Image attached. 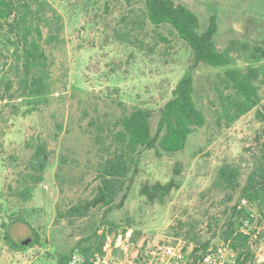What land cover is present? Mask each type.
Here are the masks:
<instances>
[{
    "label": "rangeland",
    "instance_id": "rangeland-1",
    "mask_svg": "<svg viewBox=\"0 0 264 264\" xmlns=\"http://www.w3.org/2000/svg\"><path fill=\"white\" fill-rule=\"evenodd\" d=\"M49 1L65 22L64 41L51 48L55 91L47 104L30 114L24 112L26 107L17 110L8 106L0 117L3 264H54L60 253L72 249L79 230L65 221L55 222L57 206L65 208L93 195L98 184L93 182L95 166L101 155L93 139L98 125H107L134 106L159 109L194 64L192 48L169 24L156 27L148 20L144 0ZM173 1L198 15L201 30L211 16H216L218 47L224 49L232 40L237 45L231 66L247 67L250 49L244 51L240 44H248L251 50L254 46L264 48V0ZM254 63L264 66V57ZM193 70L196 98L206 113L207 124L191 135L186 149L178 154L157 157L153 151H144L127 202L113 215L119 223L114 233L126 229L132 235L126 252L116 250L117 261L123 264L165 259L169 249L176 246L187 255L192 245L176 236L180 222L187 220H199L197 231L204 240H210V249L220 248L222 242L209 227L208 216H222V197L203 193L211 185L216 168L225 161L240 165L243 179L249 171L256 136L264 125L258 108L228 125L225 118H218L219 74L224 68L198 64ZM261 95L264 102V87ZM39 140L47 142L51 159L32 199L23 202L12 196L11 187L31 170V146ZM61 155L68 156L65 163ZM177 161L183 167L181 187L172 191L165 203H149L139 193L142 183L168 181ZM94 213L98 221L102 211ZM19 216L29 224H9ZM6 229L10 240L5 237ZM243 229L252 234L255 264H264V223L255 216V221H246ZM36 234L39 240L35 242ZM26 240L34 243L25 248L13 246V242Z\"/></svg>",
    "mask_w": 264,
    "mask_h": 264
},
{
    "label": "trees",
    "instance_id": "trees-1",
    "mask_svg": "<svg viewBox=\"0 0 264 264\" xmlns=\"http://www.w3.org/2000/svg\"><path fill=\"white\" fill-rule=\"evenodd\" d=\"M144 2L146 16L154 26L169 24L189 44L194 64L178 81L172 97L159 109L134 106L108 122V126L98 125L93 135L101 154L93 179L98 184L90 198L65 208L58 204L55 222L65 221L77 228L80 236L69 252L58 255L54 264H68L76 252L83 257L81 264H94L95 253L103 251L107 240L119 227L113 215L127 202L139 174L144 151H153L157 157L178 154L186 149L191 135L207 124L206 113L196 98L193 70L196 65L224 68L219 74L222 84L218 88L221 98L219 119L225 118L230 125L258 108L257 115L264 122L261 95L264 66L254 63L264 57V48L254 46L251 50L248 44H240L242 50L250 49L247 67H233V51L237 45L232 40L224 49L218 47L216 16H211L207 27L201 30L198 15L181 3L173 0ZM64 30V18L49 0H0V117L8 106L17 110L26 107L24 112L30 114L49 102L55 91V56L51 48L64 41ZM31 147V170L22 174L18 184L11 187L12 196L23 202L32 199L34 188L42 181L51 159L47 142L39 140ZM255 148L245 179L240 165L225 161L216 168L211 185L203 193L222 197V216L209 215L208 225L214 229V236L235 252L234 261L228 264L256 263L252 234L243 226L246 221L253 223L255 216L264 223V125L256 136ZM60 160L65 163L68 156L61 155ZM71 161L74 163L75 159ZM182 171L183 167L177 161L168 181H145L139 189L140 195L149 203H165L172 191L181 187ZM242 199H246L248 205H243ZM95 210L102 211L98 221ZM14 221L29 224L20 216L9 224ZM198 223L199 220L181 221L180 230L176 233L192 245V250L185 255V264H198L211 248L210 240H204L197 231ZM1 226L7 227L5 222ZM7 235L6 229L5 237L10 240ZM36 240H39L38 234ZM34 241L13 242V246L25 248Z\"/></svg>",
    "mask_w": 264,
    "mask_h": 264
},
{
    "label": "built area",
    "instance_id": "built-area-1",
    "mask_svg": "<svg viewBox=\"0 0 264 264\" xmlns=\"http://www.w3.org/2000/svg\"><path fill=\"white\" fill-rule=\"evenodd\" d=\"M243 205L248 204L246 199H242ZM131 232L114 233L104 245L103 251L95 253L93 257L94 264H123V261H117L116 250H128V243L131 239ZM165 259L157 258L155 261H147L145 263H132V264H185V253L182 248L176 246L171 247L167 252ZM235 252L232 251L228 245L221 243L220 248L217 250L210 249L209 252L203 257L198 264H226L233 262ZM83 257L79 252L72 255L68 264H81ZM0 264H3L0 261Z\"/></svg>",
    "mask_w": 264,
    "mask_h": 264
},
{
    "label": "water",
    "instance_id": "water-1",
    "mask_svg": "<svg viewBox=\"0 0 264 264\" xmlns=\"http://www.w3.org/2000/svg\"><path fill=\"white\" fill-rule=\"evenodd\" d=\"M23 243H26V241H24Z\"/></svg>",
    "mask_w": 264,
    "mask_h": 264
}]
</instances>
